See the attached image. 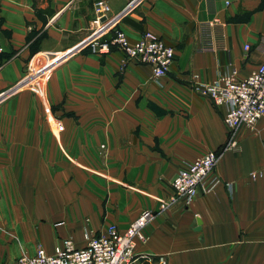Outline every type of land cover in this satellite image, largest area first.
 <instances>
[{
    "label": "crops",
    "instance_id": "crops-1",
    "mask_svg": "<svg viewBox=\"0 0 264 264\" xmlns=\"http://www.w3.org/2000/svg\"><path fill=\"white\" fill-rule=\"evenodd\" d=\"M94 1L0 0V264L68 236L82 246L85 229L123 230L144 209L135 264H264V115L190 205L159 208L175 173L227 140L225 106L196 85L264 61V0H107L130 39L148 29L173 47L160 82L85 45ZM214 17L227 46L202 49Z\"/></svg>",
    "mask_w": 264,
    "mask_h": 264
},
{
    "label": "built area",
    "instance_id": "built-area-1",
    "mask_svg": "<svg viewBox=\"0 0 264 264\" xmlns=\"http://www.w3.org/2000/svg\"><path fill=\"white\" fill-rule=\"evenodd\" d=\"M93 24L88 38L93 52L106 53L111 48L122 50L125 58H135L152 67V78L157 82L165 75L174 57V49L151 30H145L137 39H130L127 33L116 27V17L110 15L107 0L94 1ZM224 23L218 17L201 24L198 31V46L202 49L225 48L224 35L214 31V25ZM264 43V41H263ZM250 43H245L246 51ZM2 46L0 45V51ZM198 92L210 96L217 105H224L223 120L228 127V137L220 149L207 150L197 156L173 176L171 193L161 201L159 208L177 202L188 206L200 188H205L206 177L217 165L225 150L239 147L241 126H253L264 115V61L245 77H239L236 70L219 74L211 81L198 83ZM155 211L144 209L125 229L119 230L115 223H109L98 233L87 229L83 232L84 245L76 246L72 237H64L47 251L38 245L33 253H21L10 264H135V244L145 240V224ZM145 262L151 264V255L143 254ZM160 264L166 260L159 259Z\"/></svg>",
    "mask_w": 264,
    "mask_h": 264
},
{
    "label": "rangeland",
    "instance_id": "rangeland-1",
    "mask_svg": "<svg viewBox=\"0 0 264 264\" xmlns=\"http://www.w3.org/2000/svg\"><path fill=\"white\" fill-rule=\"evenodd\" d=\"M118 28H119V27H118ZM87 38H88V37H87ZM87 38H86V39H87ZM84 43H85V42H84ZM85 45L88 46V47L90 48L89 44H86V43H85ZM90 50H91V49H90ZM91 51H92V50H91ZM92 52H93V51H92ZM40 72H41V70H38V71L35 72V74H39ZM175 174H176V173H175ZM171 180H172V179H171ZM159 204H160V203H159ZM189 205H190V204H189ZM38 245H40V244H37V246H38ZM37 246H36V247H37ZM23 253H24V252H23Z\"/></svg>",
    "mask_w": 264,
    "mask_h": 264
}]
</instances>
